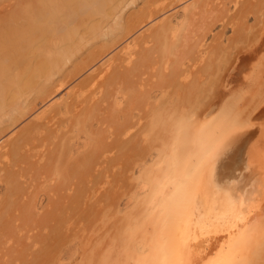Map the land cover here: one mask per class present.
I'll list each match as a JSON object with an SVG mask.
<instances>
[{
	"label": "rangeland",
	"instance_id": "obj_1",
	"mask_svg": "<svg viewBox=\"0 0 264 264\" xmlns=\"http://www.w3.org/2000/svg\"><path fill=\"white\" fill-rule=\"evenodd\" d=\"M197 1V7L187 13L185 6L188 2L185 0H147L148 4H144L146 7L143 5L144 0H139L130 9H148L151 6L158 13L154 21H147L146 26L124 43L122 41L121 45H114V48L109 46V42L103 46L102 42L97 41L95 52L100 53L99 58L97 57L89 71L87 69L78 79L75 78L61 93L52 94L41 104V99L38 100L32 113L22 117L10 127L11 130L8 128L0 134V146L6 145L1 147L0 153L4 154L5 148H12L9 144L13 145L12 142L16 140L18 147L22 145L21 152L28 150L29 159L32 156V163L29 164L25 159H19L17 153L11 155L12 151L5 149L8 153L0 159V165L5 159L7 161L3 165L9 166V161L15 163L13 171H17L15 174L19 176L17 182L6 189V184L1 179H4L3 176L7 173L5 170L9 167L1 165L3 167L0 171L4 167L6 169L2 170L4 174L0 172V264H131L128 250H125L129 243L126 240V228L128 221L137 212H142V202L150 187L148 173L160 160L159 147L168 134V124L163 117L166 108H192L196 114L185 118L189 130L203 129L217 116L219 106L225 103L238 105L252 118L264 115V0ZM158 6L159 12L156 9ZM169 15L166 21L171 28L188 26L184 38L186 43L189 41V47L194 42L195 46L192 47L195 49L196 43L204 41V59L192 60L191 56L186 58L190 50L187 45L180 47L172 55L160 53L159 49L158 53L148 56L150 58H146L143 66L138 67L131 76L127 90L131 94L133 91L137 92L132 95L134 98H130L131 94L127 97V90L124 91L125 99L124 93L110 97V86L103 82V77L111 73L127 55L121 52L113 57V53L119 52L127 43L130 46L129 51L134 47L136 50L140 40L137 35L144 31L146 33L155 23L163 21ZM194 49L191 48L190 55H193ZM161 51L163 52L162 49ZM88 53L89 49L74 60L73 65L67 67L69 76L76 74L80 69V59ZM189 58L192 61H187ZM170 59H173V63ZM176 64H181L180 76L177 74L179 67L177 69ZM184 77L186 81L188 79L189 82H196L197 89L192 91L198 93H190L191 96L183 95L184 92L181 94L182 89L179 87L182 86L180 83H184ZM82 79L84 83L80 88L75 87ZM71 90L76 95L70 98L68 105L74 104V109L92 101V98L104 95L96 110L90 114L89 120L71 124L73 113L66 110L69 106L64 101L65 94ZM69 109L73 110L71 107ZM51 116L53 119H50ZM42 118H49L52 123L58 121L60 127L57 125V130L53 128L55 133L49 132L47 126L37 127L39 119ZM199 119L203 122H199ZM30 121L38 124L34 126L31 122L33 126L29 124L30 128ZM125 123L131 125V137L123 151V147L118 148L120 145L115 141ZM26 124L30 130L26 128ZM257 127L253 125L250 131H255ZM3 129L4 126L0 131ZM19 131L24 132L21 135ZM75 143L80 148L69 151ZM115 144L119 146L116 147ZM117 148L122 154L115 151ZM44 152L48 153V159ZM112 152L117 156L114 154L111 160ZM121 155L123 156L120 158ZM240 156V168L233 172L239 177L251 175L256 170L251 168L255 163L250 160L248 162L244 149ZM105 159L108 162L111 160V164H107ZM34 160L40 163L35 164ZM121 162L123 164L120 165ZM122 167H126L123 169L125 172ZM119 169L123 171L120 172L122 174ZM95 170L100 175L92 177V174L97 173ZM116 171L118 172L115 175ZM107 172L114 176L105 178L103 174L108 175ZM213 177H216V183H208V180L203 182L207 189L201 184V179L198 182L201 186L198 191L202 194L199 192V198L197 197L199 211L194 218L196 217L195 224L201 226L217 216L221 223L228 220L224 217L226 215L222 208H216V213L212 215L206 211L208 205L212 206L210 202L220 197H217L218 194L229 193L234 204L237 202L234 198L242 197L250 189V183L246 179L239 183L234 177L228 178L229 180L223 178L221 181L228 182L223 183L218 182L217 176ZM210 183L211 193L208 186ZM228 199L229 197L222 198L220 203L223 205L225 201L227 204ZM218 203L219 201L217 205ZM223 210H226L225 207ZM144 226L146 231L151 230V225L147 222ZM142 230L134 233L133 240L141 249L143 245L137 237L142 235L138 234ZM218 231L221 236L226 234L225 229Z\"/></svg>",
	"mask_w": 264,
	"mask_h": 264
},
{
	"label": "bare ground",
	"instance_id": "obj_2",
	"mask_svg": "<svg viewBox=\"0 0 264 264\" xmlns=\"http://www.w3.org/2000/svg\"><path fill=\"white\" fill-rule=\"evenodd\" d=\"M138 1L0 0V128L2 126L5 128L0 131V134L13 127L25 115H29L38 100L41 99V104L52 94L61 93L68 84L75 81V78L78 79L87 69L89 71L93 63L99 58L100 53L95 52L97 41L102 42L103 46H106L107 42H109L110 47L116 46V44L121 45L122 41L124 43L146 26L147 21H154V17L158 13L155 8L151 9V6L148 9L145 8L144 4H148L147 0H144L143 3L145 7H137V10L135 7V10L130 9ZM191 1L185 0L188 2L185 6L187 13L197 7L198 1ZM253 4L251 3V5ZM156 9L159 12V6ZM169 17L170 15L163 21L155 23L146 33L144 31L137 35V39L140 38V40L136 50L134 47L132 51H129L130 46L127 43L121 47L119 52L113 53V57L121 52L127 55L108 74L109 76L103 77V82L110 86L108 91L110 97L114 98L117 93H124L125 99L124 91L129 89L128 86H130L129 82H131L133 73L138 67L143 66L147 61H145L146 58H150L153 53H158L159 49L160 53L172 55L177 53L180 47L187 45V49L190 48V50H188L189 53H187L186 58L191 56L192 60L195 58L204 59L202 58L206 48H202L204 41L202 43L199 41V45L196 43L195 49L192 47L194 42L189 47L190 44H187L189 41L186 43L184 38V35H187L188 26L184 25L178 29L171 28L167 23ZM197 39L198 37L196 41ZM135 43L137 42L135 41ZM191 48L194 49V51L192 50L193 55H190ZM88 49L90 53L80 59V69L73 76H69L66 72L67 67L73 65L74 60ZM190 58L187 61H192ZM172 60L170 59V61ZM185 79L186 77H184V83H180L182 86L179 88L183 90H181V94L183 92V95L198 93V91H192L197 89L196 82H189L188 79L187 81ZM82 83H84L83 79L74 86L80 88ZM72 90L64 96L67 105L70 98L76 95V92ZM128 91L126 95L129 98L131 92ZM133 92L130 98H134L133 96L137 93L136 91ZM103 96L92 98V101L77 106L75 109L74 104L68 105L73 109L66 108L69 113L70 111L73 113H71V120L73 121L71 124L89 120L90 114L96 110ZM195 114V111L188 106L182 110L166 108L163 114L165 122L168 124V134L159 147L160 160L148 173L150 187L147 197L142 202L143 210L137 212L128 221L126 228L128 238L126 240L129 243L125 247V250H128V259L131 264H264V115L252 118L238 105L225 103L219 106L217 116L207 126L201 130H189L185 118ZM43 118L42 120L39 119V124L35 123L38 124L37 127L47 126L46 129H50L49 132H54V129L57 130V125L60 127L57 124L58 121L52 123L50 120L53 119L52 116L50 119ZM32 121L28 125L33 126ZM199 122L202 123L203 120L199 119ZM35 124L34 126H36ZM28 125L26 124V128ZM253 125L258 127L251 132L250 129ZM130 128L131 125L125 123L121 131L118 132L117 141H115L120 146H116V144L114 146L123 147L121 150H125V145L129 143L131 137ZM19 132L22 135L24 131ZM15 141L12 142L13 145L9 141V145L15 148L9 147L8 149L12 151L9 153L11 155L17 153L16 156L18 155L19 159H25L29 164L32 163L30 162L32 156L29 159L28 150L21 152L22 145L18 147L19 144ZM1 143L0 138V145ZM6 144L8 143L6 142ZM3 146H0V149ZM79 148L78 143H75L69 148V151ZM118 148L115 151L117 150L118 153L122 154ZM242 149L246 152L248 162L250 160L255 163L253 164L254 167L251 168L256 170L253 172L254 174L251 172L252 174L249 176L239 177L233 171L240 168ZM4 150L3 152L6 153L7 151ZM5 153H0V159L2 155L5 156ZM44 154L46 158L48 153L44 152ZM114 154L110 159L114 157ZM115 155L117 156V154ZM36 160L33 163L41 162V159L40 162ZM107 160L105 159V162ZM111 160L107 161V164ZM6 161L5 159L4 162ZM44 161L46 160L44 159ZM9 162L13 166L10 163L9 166L5 164L9 168L7 171L5 167V169L3 168L7 173L3 176L4 179H1L5 182L6 189L10 188L11 184L13 186L19 177L15 174L17 171H13L15 163ZM122 162L120 165L123 164ZM124 168L126 167H122V170ZM201 169L206 170V172ZM95 171L97 173L92 174V177L100 175L97 170ZM123 171L125 172V170ZM201 171L203 174H200ZM106 174L108 175H103L107 179L114 176L108 172ZM214 175L217 176L218 182L223 178L228 179L230 177L236 178L239 183L246 179L250 183V189L247 193L244 192L242 197L233 195L237 198L233 197L237 201L234 204L231 202L233 199L231 200L229 193L218 194L217 197L220 196L218 198H221L219 200L215 197L217 202L219 201L218 205L217 202H214L215 199H210L213 200L212 203L214 204L209 201L212 206L208 205L206 210L209 211L208 214L212 215L216 208H222L223 214L226 215L224 217H227L228 220L225 221L226 223H221L218 221L220 219H217L218 214H216L217 217H214L212 221L202 223L201 226L195 224L196 217L194 218V215L199 211L196 201L201 193L200 190L198 191L201 186L198 182L201 179V184L207 180L209 183L213 180ZM226 182L224 180L223 183ZM212 184H208L209 192ZM207 195L209 196V194ZM226 197H229L227 204L224 201L222 205L220 202L223 201L222 198ZM224 207L225 211L223 210ZM219 213L222 214L221 211ZM146 222L151 225L150 231L144 229ZM139 229H143L138 233H142V235L137 237L139 242H142V249L139 244L133 243L134 233ZM218 229H225L226 234L219 235Z\"/></svg>",
	"mask_w": 264,
	"mask_h": 264
},
{
	"label": "flooded vegetation",
	"instance_id": "obj_3",
	"mask_svg": "<svg viewBox=\"0 0 264 264\" xmlns=\"http://www.w3.org/2000/svg\"><path fill=\"white\" fill-rule=\"evenodd\" d=\"M215 180V181H214ZM214 181V183H216V178L215 177H213V180H212V182Z\"/></svg>",
	"mask_w": 264,
	"mask_h": 264
}]
</instances>
